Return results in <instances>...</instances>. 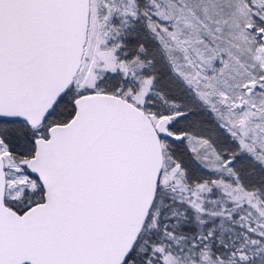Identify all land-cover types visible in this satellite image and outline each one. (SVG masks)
<instances>
[{
    "label": "snow or ice",
    "instance_id": "1",
    "mask_svg": "<svg viewBox=\"0 0 264 264\" xmlns=\"http://www.w3.org/2000/svg\"><path fill=\"white\" fill-rule=\"evenodd\" d=\"M0 264H264V0H0Z\"/></svg>",
    "mask_w": 264,
    "mask_h": 264
}]
</instances>
